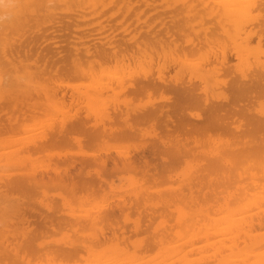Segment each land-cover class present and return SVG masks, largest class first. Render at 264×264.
I'll use <instances>...</instances> for the list:
<instances>
[{"label": "bare ground", "instance_id": "bare-ground-1", "mask_svg": "<svg viewBox=\"0 0 264 264\" xmlns=\"http://www.w3.org/2000/svg\"><path fill=\"white\" fill-rule=\"evenodd\" d=\"M59 5H63L66 11L75 12L57 14ZM144 6L149 9H142ZM160 7L163 12L157 11ZM147 9L157 11L150 17L161 19L157 23L160 27L162 25V30H155L149 22L145 25L140 23ZM85 11L97 20V26L79 32L77 29L83 25L78 22L91 18L84 14ZM166 11L175 21L174 25L170 21L171 25L166 20L163 22ZM117 12L121 19H114L119 21L114 22L115 26L118 23L121 34L127 33L129 37L111 35L118 27L113 29L114 24L107 20L117 16ZM102 17L106 24L100 20ZM156 21L153 26H156ZM143 27L148 30L140 32ZM94 31L110 33L105 36L99 34L102 36L99 38ZM92 34L96 37L91 38ZM182 34L183 42H180ZM148 44L153 45V49L145 51ZM206 46V51L203 49L198 58H186L188 53ZM152 51L168 64L156 65V74L150 72L152 69L149 71L150 66L139 70L141 75H127L130 79L125 78L129 82L124 79L126 75L123 73L129 70L126 69L127 62L148 66L153 60ZM231 58L236 61L233 63ZM106 61H113L122 69L112 71L113 74H104L106 69L102 75L99 70L95 72V66ZM169 64L184 67L187 80L166 79L163 70L170 67ZM152 65L155 66L154 63ZM219 73L230 74L224 89L223 81L222 86L219 85ZM63 75H88L91 80L83 89L67 93L54 86L55 80ZM219 86L221 89L218 90ZM150 90H167L173 98L169 102L152 105L154 97L151 105L146 104L147 107L138 110L125 104L129 98L126 102L121 101L123 104L117 100L120 98H116L120 92L140 94ZM259 97L264 102V0H16L15 18L9 24L0 25V113L3 116L0 118V264H33V258L37 259L33 261L35 264H69L65 261L80 257L81 250L91 255L88 262L84 260L82 264H151L158 254L157 257L139 259L121 243L131 231H142V221L154 212L167 213L169 201L177 199L186 201V204L182 202L186 207L178 208V212L184 215L181 222L185 223L181 224H185L187 231L184 232L188 236L183 233L182 241L186 242L169 245L167 243L171 239L168 237L174 238L168 235L170 229L168 237L165 232H156L147 240L148 243L143 242L144 245L159 247L167 241L169 246L161 249L154 264H264V231L259 230L264 227V153L258 152L264 139V104L257 111L248 107ZM69 101L77 104L75 113L67 114L62 109ZM190 107L201 108L204 114L187 111ZM42 114L45 116L43 122L38 121ZM192 117H197L199 122L193 121ZM109 122L115 124L114 127L107 124ZM141 123L159 130L153 134V141L140 142L136 153L123 150L116 156L101 157L91 151H88L90 155L83 151L79 152L80 160L61 155L55 162L44 160L45 165L40 156L33 157L34 153L48 146H61L69 139L78 146H90L98 145L106 136L126 138L135 134L136 129L140 131ZM207 128L222 129L223 133L231 135V141L224 135L229 142L226 140V145L219 144L221 147L217 143L219 147L215 145L214 149L205 151L202 158L206 156L207 163L201 162V169L188 167L189 171L181 179L185 177L183 183L187 192L183 185L180 188L175 185L176 189H169L170 196L164 197L163 204L153 202L154 197L163 194L156 192L152 196L153 191L150 193L148 187L158 181L156 179H160L171 164L190 153L188 137L197 143L199 134ZM20 130L24 134L27 132L23 140L16 138L15 134L4 136ZM37 157L42 161L39 164ZM250 157H254V164L252 161L249 163ZM89 169L93 170L92 177L88 176ZM122 169L140 174L145 185H137L140 190L132 191L135 194L132 200L121 199L118 204H103V208L97 206L99 209L95 210L60 211L43 204L46 211H40L25 205L20 194L12 195L16 191L29 196L35 187L56 184L69 189L75 199L82 200L103 189L104 181L108 183L106 174ZM180 183L183 184L182 181ZM199 193L204 200L212 196L211 205L205 200L209 207L204 208L202 204L204 207L199 208L197 204L198 208H193L190 207L193 204H187V201L200 202ZM130 210L138 214L131 223V229L118 220L121 215L125 223ZM143 216L146 218L142 219ZM65 224L68 228L73 226V232L78 234L87 227L91 232L81 233L82 238L76 242L65 245L57 242L58 245L53 247L33 241L47 228L53 230L63 225L67 230ZM88 235L90 238L84 242ZM197 243L201 245L197 246ZM134 247L137 250L138 245L134 244ZM42 257L45 263L40 262Z\"/></svg>", "mask_w": 264, "mask_h": 264}, {"label": "rangeland", "instance_id": "rangeland-1", "mask_svg": "<svg viewBox=\"0 0 264 264\" xmlns=\"http://www.w3.org/2000/svg\"><path fill=\"white\" fill-rule=\"evenodd\" d=\"M61 5H59V7L58 8H56V13L57 14H67V13H71V14H73L75 11L73 10H71V11H69V10H67L66 11V9L64 8V7H60ZM64 8V9H63ZM145 8H148V7H142V9H145ZM60 11H59V10ZM149 9V8H148ZM148 9H147V11L146 10H144V13H145V11L147 12L146 14H144L143 13V17H142V19H143V21H140V23L141 22H144V24L143 25H145V22L146 23H150L151 24V27H154V29L155 30H162L161 28H162V25H161V27H160V24H158L157 22H159V20H161L160 18H157L156 19V16H154L155 18L154 19H152L151 17H150V14H151V16H152V13H157V11H162L163 12V8H158L157 9V11H154L153 9V11L151 10H149L148 11ZM64 10V11H63ZM76 11H78V10H76ZM58 12H60V13H58ZM151 12V13H150ZM86 13V15L87 16H89V13H88V11H85L84 12V14ZM118 13V12H117ZM159 13V12H158ZM166 13V15L169 13V12H165ZM155 15V14H154ZM165 14L163 15V18H165L164 19V21L163 22H165V20H166V23H168V24H170L171 25V23L173 24V23H175V21H172V19H171V17L169 16L170 14H168V16H169V18H168V16H166ZM120 14L118 13L117 14V16H112L109 20H107L108 21V23L110 22H112L114 25H113V29H114V27H120L119 26V24L118 23H116V26H115V23L114 22H116L117 20H119V19H121L120 18ZM150 17L151 19H149L148 20V18L147 17ZM165 16V17H164ZM89 17H91V16H89ZM95 17V16H94ZM104 17H102V19H100V20H102L104 23H105V18L103 19ZM117 19V20H115L114 21V19ZM119 18V19H118ZM147 18V19H146ZM175 19H176V21L178 20V18L175 16L174 17ZM147 21H146V20ZM145 20V21H144ZM154 20H157L156 21V26L154 25L153 26V24L155 23L154 22ZM91 21H94L95 23H92V24H88V25H86V23L85 22H91ZM97 20H95V18H93V16L91 17V18H89V19H85L84 21H79L78 23H79V25L80 26H82L83 25V28L82 27H79L78 29H77V31L79 30V32L81 31V29H92V28H94V27H96L97 26V22H96ZM169 21L171 22V23H169ZM179 21V20H178ZM177 21V22H178ZM117 22H119V21H117ZM154 22V23H153ZM106 24V23H105ZM118 24V25H117ZM162 24H165V23H162ZM177 24H179V23H177ZM110 25V24H109ZM134 26H135V24H133ZM133 25H131V27H134ZM167 24H165V26H166ZM174 25V24H173ZM168 26V25H167ZM130 27V28H131ZM146 27V26H145ZM145 27H143L144 29H140L139 31L140 32H142V30L145 32L146 30H148V28H145ZM157 27H159V28H157ZM116 28L115 30H116V32H115V30L112 32V34L111 35H115V36H117L118 38L119 37H129V35L127 36V33H126V35H123V34H121L122 33V29L121 28ZM164 28V27H163ZM169 28H170V26H169ZM120 29H121V31H120ZM131 29H133V28H131ZM111 31V30H110ZM110 31H108V32H106V34H108V33H110ZM75 33H77V34H79V32H76V31H74ZM95 32V35L98 33L97 31H94ZM184 32H186V31H184ZM91 33H93L92 31H91ZM103 32H99L97 35L98 36H100L99 38H101L102 36L101 35H99V34H102ZM94 34V33H93ZM93 34L91 35V38H92V36H93ZM105 33H103L102 35H106ZM125 34V33H124ZM97 36V37H98ZM103 36V37H104ZM115 36L113 37V38H115ZM190 36H191V38H192V35L190 34ZM94 37H96V36H93V38ZM185 38H186V36H184ZM98 38V39H99ZM179 41L180 42H183V34L182 35H180V37H179ZM184 45H186V43H183ZM150 47V48H149ZM153 47V45H151V44H148L147 45V47L145 46L144 48H145V51H148L149 49H153L152 48ZM202 49V50H201ZM203 49H205V51H206V49H207V46L206 47H201L199 50H197L196 52L194 51V52H190V53H188L187 55H186V58L187 59H196V58H198L199 57V54H200V52L201 51H203ZM210 50V49H209ZM209 50H207V54L209 55L210 54V52H208ZM152 53L154 54V55H152L153 57V60L151 59V61L154 63V65L155 66H153L152 64V62L150 61L149 63V65L147 66L146 64V66L143 64L142 66H140L139 65V63H136V62H132V61H130V62H127V66H126V69H129V70H131V71H127L126 69H125V71H127L126 73H123L124 75H126V76H124V79H126L125 77H127L128 79H130L128 76H131V77H133V76H135V75H137L138 76V74L139 75H141L142 74V68H146V69H149L150 68V66H152L150 69H149V71L151 72V73H153V74H156V72H157V70H156V67L157 66H161V65H164V64H168V63H165V61L167 62V60H163L162 61V58H160V59H158V57L157 56H155V53L152 51ZM157 59V60H156ZM235 59H233V58H231L230 59V61H232L233 63L236 61H234ZM157 62V63H156ZM232 62H230V63H232ZM134 63H136V65H134ZM160 63H161V65H160ZM162 63H164V64H162ZM232 63V64H233ZM130 67H129V66ZM157 65V66H156ZM170 65V64H169ZM102 68H101V67ZM107 66V67H106ZM96 67V71L95 72H99V74H103V72H104V74H108L109 72H111L110 74H113L112 73V71H115L116 69H119L118 67H119V65L118 64H115V62L113 63V61H106V62H104L103 64H101V65H99V66H95ZM95 67H94V69H95ZM128 67V68H127ZM179 66H176V65H170V67L168 66L167 68H166V70L164 69L163 70V75H164V77L166 78V79H170V80H175V79H177V80H187V78H188V76L186 75V72H185V70L182 68V67H179ZM113 68V69H112ZM124 68V67H123ZM176 68V69H175ZM106 69V70H105ZM122 68H120L118 71H120ZM136 69V70H135ZM183 69V70H182ZM99 70V71H98ZM103 70H105V71H103ZM137 70L139 71V70H141V71H139V72H137ZM178 70V71H177ZM181 72H180V71ZM103 71V72H102ZM118 71H117V73H118ZM135 71H136V74H135ZM173 71V72H172ZM177 71V72H176ZM130 73H131V75H130ZM133 73H134V75H133ZM181 73H182V75H181ZM184 73V74H183ZM128 75V76H127ZM219 75V77H217V78H221V84L219 83V85H221L222 86V81H223V86H222V89H224V87H225V85H226V83H227V81H228V79H229V76H230V74H225V73H222V74H218ZM183 76V77H182ZM222 76V77H221ZM78 77V78H77ZM88 75H84V76H70V75H63V76H61V77H58L57 79L58 80H55V85L54 86H58L59 87V89L60 90H64V91H66L67 93H70L71 91H76V90H80V89H83L86 85H88L89 83H90V80H91V76H89L88 78ZM171 77V78H170ZM181 77V78H180ZM227 77V78H226ZM60 78V79H59ZM179 78V79H178ZM62 79V80H61ZM128 79H126L128 82H129V80ZM226 79V80H225ZM126 80H125V82H126ZM172 80V81H173ZM185 80V81H186ZM220 80V79H219ZM70 82V83H69ZM85 82V83H84ZM87 82V83H86ZM60 83V85H58ZM51 84H53V82L51 83ZM83 85V86H82ZM62 87V88H61ZM79 88V89H78ZM119 87H116V89H118ZM218 90L219 89H221V87L219 86L218 88H217ZM166 91V92H165ZM150 90V91H148L147 93H146V91L145 92H141L140 94L139 93H128V92H124V93H122V92H120V93H117L116 94V98H120V99H117L118 101L120 100V104L122 103L123 104V102H121V101H128V102H124L129 108H135V110H138V109H142L143 108V106H145V107H147L148 105H151L153 102V104L152 105H156L157 103L159 104V103H164V102H169V100L171 101V99L173 98V96H172V94L170 93V92H168L167 90ZM164 92V93H163ZM155 93H157V94H155ZM120 94V95H119ZM139 94V95H138ZM129 95H131V96H129ZM161 95H162V97H161ZM165 95V96H164ZM118 96V97H117ZM120 96V97H119ZM126 96V97H125ZM168 96V97H167ZM122 97V98H121ZM125 97V98H124ZM154 97H155V99H154ZM161 97V98H160ZM129 98V99H128ZM168 98V99H167ZM171 98V99H170ZM128 99V100H127ZM154 99V101L152 102V100ZM167 99V100H166ZM132 100V101H131ZM166 100V101H165ZM135 101V102H134ZM150 101H151V103H150ZM131 102V103H130ZM136 103V104H135ZM262 103L264 104V102H262V98H257V99H255V100H253V101H251V103L249 104V108L251 107L254 111H257L258 109H260V106H262ZM141 104V105H140ZM146 104H148V105H146ZM260 104V105H259ZM138 105V106H137ZM74 107V108H73ZM75 108H77L78 109V106H77V104H75V103H73V102H66L65 103V105H63V107H62V109H65L66 110V113L67 114H72V113H75L76 112V110L77 109H75ZM138 108V109H137ZM195 108V109H194ZM190 107V108H188V109H186L187 111H189V112H194V113H198V115L200 114L201 116L204 114V112H203V110L201 109V108H197V107ZM75 110V112H73ZM197 110V111H196ZM234 116H236V114H234ZM1 117H3L2 116V113H0V118ZM45 119V116L42 114L41 116H39V119H38V121L40 120H42L41 122H43V121H45L44 120ZM191 119H193V121H195V122H199L198 121V118L197 117H192ZM36 124V123H35ZM107 124H109L110 126H113V125H115V124H112V123H107ZM108 125V126H109ZM114 127V126H113ZM139 127L141 128V130L140 131H138L137 129H136V131H135V134H133V135H131V136H126V138L125 137H112V136H106L102 141H99L97 144L98 145H90V146H85V145H80V146H78L77 144H75L74 143V141H72L71 139H69V142H66L65 144H62L61 146L60 145H55V146H57V148H55V146H48L45 150H42L41 152H37L36 154L34 153L33 154V157L35 158V156L37 155V156H40V158H41V160H43V163H44V160L47 162V161H53V162H55L57 159L56 158H59V157H61V155H62V157H65V156H67V157H69V158H71V159H76V160H80L81 158H80V154H79V152H87V154L90 152V153H92V154H94L95 153V155H101V157H105V155H107V156H116L115 154H117V153H119V152H121V151H123L124 150V152L125 153H127V152H129V153H136L137 152V150H138V146H140L141 145V143L140 142H143V143H145V142H150V141H153V139H155L154 138V133H155V131H158L159 129L158 128H156V127H150V125L149 124H147V123H141V124H139ZM212 130V131H211ZM210 132V134H209V132ZM221 131V132H220ZM224 131V130H223ZM22 132V133H21ZM144 132V133H143ZM217 132V133H216ZM3 133H5V132H3ZM9 133H11V132H8V133H6L4 136L5 137H9V136H11V135H16V138H18L19 137V140H23V139H25V135L27 134V132L24 134V132L22 131V130H20V131H18V133L16 132V133H13V134H9ZM20 133V134H19ZM140 133H142V134H140ZM207 133V134H206ZM23 134V135H22ZM71 134H74V135H77L76 133H71ZM200 134H202V133H200ZM199 134V136L198 137H200L199 139H196V140H198L197 141V143H194L193 141H190V139H189V137H188V139H187V141H188V145L191 147L190 148V153L188 154L190 157H188V155H186L185 157H182L181 159H183V160H181V159H179L177 162H174L173 163V165L171 164L170 165V170L169 169H167V170H165L164 172H163V176H162V174H161V176H160V179H156V180H158V181H156L152 186H150V187H148V188H150V189H148L149 190V192L151 193V191H153L152 192V196H153V193H156V192H160V193H162L163 194V196H159V197H154L153 198V202H155V203H158V204H163L162 202H163V199H164V197L170 192V190L169 189H172L171 191H173V190H175L176 188H180L181 187V185H183V188H184V190L186 191L187 189H185V182L183 183V180H185V177L183 178V180H181L182 179V177H183V175L184 176H186L185 174H186V172L187 171H189V169L191 168V167H196L198 170H199V168L201 169V165H202V163L201 162H205V163H207L206 162V156L205 157H203V158H205V159H203L202 158V154H205V151H209V150H211L212 148L214 149V147H215V145L217 146V143H218V145L219 144H221V145H223L225 142L227 143V141L228 140H230V138H231V135H229V134H226L225 132L223 133L222 132V129H215V128H207V131H204L203 132V134L202 135H200ZM216 134V135H215ZM14 135V136H15ZM19 135V136H18ZM22 137H21V136ZM135 135V136H134ZM198 135V134H197ZM207 135V136H206ZM224 135H226V137L227 138H229L228 140H227V138L226 137H224ZM13 136V137H14ZM21 137V138H20ZM204 137V138H203ZM142 138V139H141ZM138 139V140H137ZM141 139V140H140ZM193 139V138H192ZM203 141H202V140ZM104 140H105V142H104ZM134 140V141H133ZM140 140V141H139ZM146 140V141H145ZM222 140V141H221ZM227 140V141H226ZM133 141V142H132ZM201 141V142H200ZM225 141V142H224ZM231 141V140H230ZM234 141V140H233ZM102 142V143H101ZM112 142V143H111ZM170 142H171V140H170ZM222 142V143H221ZM229 142V141H228ZM104 143V144H103ZM139 143V144H138ZM142 143V144H143ZM191 143V144H190ZM202 143V144H201ZM226 143H225V145H226ZM67 144H69V145H67ZM201 144V145H200ZM204 144V145H203ZM232 144H235V142L234 143H232ZM77 145V146H76ZM212 145V146H211ZM221 145H219L220 147H221ZM224 145V146H225ZM106 146V147H105ZM204 146V147H203ZM206 146H208V147H206ZM219 146H217V147H219ZM236 146V145H235ZM261 147H260V149H259V153L260 154H262V153H264L263 151H264V139H263V142H262V144L260 145ZM136 147H138L137 148V150H135L136 149ZM217 147H216V149H217ZM223 147V146H222ZM100 148V149H99ZM120 148V149H119ZM193 148V149H192ZM224 148V147H223ZM59 150L58 152H57V150ZM65 149V150H64ZM75 149H76V152H75ZM83 149V150H82ZM122 149V150H121ZM54 150H55V153H54ZM66 152V150L67 151H69L68 153L66 152V154L64 153V151ZM74 150V151H73ZM73 151V152H72ZM89 151V152H88ZM261 151H262V153H261ZM57 152V153H56ZM60 152H61V154H60ZM62 152H63V154H62ZM77 152H78V154H77ZM38 153H39V155H38ZM90 153L88 154V155H90ZM106 153V154H105ZM42 154V155H41ZM200 154V155H199ZM57 157H56V156ZM65 155V156H64ZM76 155V156H75ZM194 155V158L192 157ZM54 156V157H53ZM198 156V157H197ZM43 157V158H42ZM187 157V158H186ZM39 157H37V164H39L40 163V161L41 160H39L38 159ZM191 158H192V160H191ZM198 158V159H197ZM254 157H250V162L249 163H251V161H252V159H253ZM203 161H202V160ZM42 162V161H41ZM45 162V163H46ZM179 162V163H178ZM254 162V160L252 161V164H254L253 163ZM34 164H35V162H33ZM45 163H44V165H45ZM177 163V164H176ZM200 163V164H199ZM47 164V163H46ZM251 165V164H250ZM199 168H198V167ZM203 166H204V164H203ZM188 167H190V168H188ZM187 168V169H186ZM125 170V169H124ZM6 171H12V169H7ZM167 171V172H166ZM92 172H93V170L92 169H89V172H88V174H90V175H88L89 177L92 175ZM234 172V171H233ZM235 173V172H234ZM134 174V175H133ZM170 174V175H169ZM181 174H182V176H181ZM165 175H167V176H165ZM92 177V176H91ZM169 177V178H168ZM164 178V179H163ZM168 178V179H167ZM141 178H140V174H138V173H136L135 171H133V170H127V171H123V169L122 170H118V171H116V172H114L113 174H106L105 175V180H107L108 181V183L107 182H105L104 181V183L102 184L103 186V191L101 190H99L97 193H95V194H93V195H90V196H88L86 199H82V200H78V199H75L76 197L74 196V195H71L72 193L69 191V189H67L66 190V187H62V186H59V185H56V184H54V186H53V184H52V186H50L51 184H47V186L48 187H46V185L45 186H42L41 188L40 187H35V189H33V191L31 192V194L29 195V196H27L25 193L24 194H21V193H17L16 191H14L13 193H12V195L13 196H16L15 194H20L21 196H22V199L25 201V205L27 204V205H29V206H32L33 208H36L37 210H40V211H46L45 209H46V207H44L43 206V204H45V205H49V206H51V209H53V210H65V211H68V210H73L74 209V212H79L82 208H88V209H90V210H95V208L96 209H99V207H101V208H103L104 206H110V205H113V204H118L119 202H120V200L122 199V201L124 200V201H129V200H132L133 199V197L135 196V194L134 193H136V190L138 191V190H140L139 188L140 187H138L139 186V184H141V185H145V183H142V180H140ZM134 180H135V182H134ZM140 180V181H139ZM168 180V181H167ZM180 181H182V183L183 184H181L180 183ZM137 182H138V184H137ZM177 182V183H176ZM136 185H135V184ZM180 183V185H178ZM134 184V185H133ZM166 184V185H165ZM130 185V186H129ZM138 185V186H137ZM176 185V186H175ZM177 185H178V187H177ZM123 186V187H122ZM134 186V187H133ZM176 188H175V187ZM180 186V187H179ZM62 187V188H61ZM168 187V188H167ZM175 188V189H173V188ZM38 188H40V189H37ZM65 188V190H63ZM130 188V189H129ZM157 188V189H156ZM167 190H166V189ZM47 189V190H46ZM54 189V190H53ZM107 189V190H106ZM153 189V190H152ZM46 190V191H45ZM49 190V191H48ZM105 190V191H104ZM127 190V191H126ZM135 192H134V191ZM151 190V191H150ZM43 191H44V194H43ZM67 191V192H66ZM131 191V192H130ZM132 191L134 192V193H132ZM166 191H168V192H166ZM42 192V193H41ZM69 192V193H68ZM102 192V193H101ZM139 192V191H138ZM187 192V191H186ZM33 193V194H32ZM98 193H100L99 195H98ZM105 193V194H104ZM145 193V192H144ZM165 194V195H164ZM32 195V196H31ZM39 195V196H38ZM67 195V196H66ZM134 195V196H133ZM169 196H170V194H168ZM167 195V196H168ZM198 195H201V193H199ZM96 196V197H95ZM169 196L167 197V198H169ZM33 197H34V200H33ZM92 197V198H91ZM94 197V198H93ZM103 197V198H102ZM208 198H206L207 200H208V202H209V204L211 205V202H212V196L211 195H209V196H207ZM211 197V198H210ZM40 198H41V201H39L40 200ZM44 198V199H43ZM91 198V199H90ZM98 198V199H97ZM201 198H202V195H201ZM210 198V199H209ZM28 199V200H27ZM32 199V200H31ZM88 199H89V201H88ZM205 199V200H206ZM223 198L221 197V201H223L222 200ZM75 200V201H74ZM98 200V201H97ZM178 200V199H177ZM170 200V201H172V203L169 201V203H168V208L166 209V211H167V213H165L164 212V214H166L167 215V217H165L164 218V214L161 212H154L151 216H149L148 218H146L145 216H143V218L142 219H145V220H143L142 221V223H143V225H142V231H139V232H137V233H134V232H130L129 233V235H128V238H126L125 240H124V242L123 243H121L123 246H125V249L129 252V253H131V254H133L134 253V257H139V259H148V258H151L152 256H154V257H157V254H158V257H160L159 256V254H160V252L162 251L161 249H163V247H167V246H169L171 243L173 244H175V242L177 243L176 245H178L179 243L181 244H183V243H185L186 242V240H184V241H182V237H185V235L184 234H186L185 232H184V230L185 231H187L186 230V227L184 226L185 224H181V223H183L184 221H182L181 222V220H184L183 218H184V215L183 214H181L180 212H178V208H180V207H186V205H183L182 204V202L184 203V204H186V201H180V200ZM200 200V199H199ZM204 200V198H202L201 200H200V202L198 201V203H196V204H194L195 202H189V201H187V204H189V203H191V204H189V206L190 205H192V206H190V207H193V208H195L196 206H197V204L198 205H200L199 206V208H203L204 206V208H207V207H209V205H208V202H207V204L205 203V200ZM210 200V201H209ZM79 201H82L81 202V204H79L78 202ZM203 201V202H202ZM36 202V203H35ZM49 202V203H48ZM97 202H99V203H97ZM176 202V203H175ZM38 203V204H37ZM75 203V204H74ZM92 203V204H91ZM97 203V204H96ZM42 204V205H41ZM54 204V205H53ZM59 204V205H58ZM103 204H104V206H103ZM106 204V205H105ZM169 204H171V205H169ZM179 204V205H178ZM182 204V205H181ZM204 205V206H201V205ZM92 205V206H91ZM103 207H102V206ZM167 205V204H166ZM195 205V206H194ZM41 206H42V208H41ZM56 206H58V207H56ZM86 206H88V207H86ZM97 206H99V207H97ZM170 206V207H169ZM180 206V207H179ZM60 207V208H59ZM68 207V208H67ZM196 208H198V207H196ZM77 210V211H76ZM149 211V210H148ZM168 212H169V214H168ZM170 212H173L172 214H170ZM60 213H62V212H60ZM149 213H151L150 211H149ZM158 213H160V216L162 215V217H158ZM63 214V213H62ZM174 214V215H173ZM143 215V214H142ZM170 215H172V216H174V218L173 217H171ZM137 217H138V214L136 213V211H134V210H130V211H128V214H127V218H129V219H127V220H125L126 222L124 223L122 220H121V215L119 216V218H118V220H119V222H120V224L122 225V224H125V227L126 228H129V229H131V227H132V222L133 221H135L136 219H137ZM163 218V219H162ZM135 219V220H134ZM160 219H161V221H160ZM159 221V222H158ZM185 223V222H184ZM179 225H180V227H181V230H180V227H179ZM65 226H66V224H65ZM173 226V227H172ZM67 228V230H65V228L63 227V225H61V227L59 226L58 228L57 227H55V229L53 228V230L51 229V228H47L46 229V231H44V232H42L38 237H35V240H33L34 242H38L39 244L40 243H42V242H44L45 244H43V246H47V247H49V245H50V247H53V246H57L58 245V243H59V245H65V244H67L68 242H76V241H78L80 238H82L81 236V233H84V235H85V232L87 233V231H89V232H91L90 231V228H84V230H82V232H81V230L80 231H78V229H76L78 232H81V233H75L76 231H74L73 232V229L72 228H74L73 226H70L69 228H68V226H66ZM72 227V228H71ZM124 227V226H123ZM123 227H122V229H123ZM125 227H124V229H125ZM163 227V228H162ZM169 227V228H168ZM184 227V228H183ZM60 228V229H59ZM165 228H166V230H165ZM75 229V228H74ZM169 229H170V231H169ZM172 229V230H171ZM182 229H183V231H182ZM47 230H48V232H47ZM55 230V231H54ZM62 230V231H61ZM63 230H64V232H63ZM69 230V231H68ZM72 230V231H71ZM125 230H128V229H125ZM162 230H164V231H162ZM259 230L260 231H264V227H262V228H259ZM161 231V233H166V235H167V233H168V231H169V233L170 234H168L169 236L171 235L172 237H174V238H171V237H168V235H167V237L169 238H167L168 240H170V242L169 243H167V241H165L167 244H169V245H167L166 243H164V245L161 247V246H156V245H154L153 244V246H151V244L148 246V244H146V245H144V243L143 242H146L149 238H152V236L157 232V233H159ZM259 231V232H260ZM63 232V233H62ZM261 232V233H262ZM59 233V234H58ZM75 235H74V234ZM156 233V234H157ZM172 233V234H171ZM184 233V234H183ZM78 234V235H77ZM110 233H108L107 235H109ZM155 234V235H156ZM43 235V236H42ZM179 235V236H178ZM187 235V234H186ZM75 236V237H74ZM188 236V235H187ZM74 237V238H73ZM90 237H89V235H88V238H85L84 239V242L86 241H88V239H89ZM179 238H181V239H179ZM42 239V240H41ZM67 239V240H66ZM166 239V240H167ZM174 239V240H173ZM188 239V238H187ZM40 240H41V242H40ZM178 240H180V241H178ZM182 241V242H181ZM58 242V243H57ZM51 243V244H50ZM142 243V244H141ZM147 243H148V241H147ZM53 244V245H52ZM134 244H137L138 245V247L140 248V245L142 246L140 249L138 248V247H136V249L137 250H135V247H134ZM173 244V245H174ZM200 246L201 245V243H197V246ZM143 246H145V247H143ZM147 246V247H146ZM160 248V250H158ZM139 249V250H138ZM158 250V251H157ZM81 258L80 257H76L74 260H66L65 262H68L69 264H72V263H76V264H82V262L85 260L86 262H88L87 260L90 258L89 256H91V255H89L88 256V253H86L84 250H81ZM157 252H159V253H157ZM84 254V255H83ZM137 254V255H136ZM82 255H83V257H82ZM143 256V258L141 257V256ZM85 257H88V258H85ZM153 257V258H154ZM158 257H157V259H154L153 261H154V263L155 262H157V260H158ZM36 258H33L32 259V263L33 264H35L34 262L35 261H37V259L35 260ZM83 259V260H82ZM35 260V261H34ZM41 261L40 262H43V263H45V261H44V259H43V257L40 259ZM77 260H78V262H77ZM150 260V259H149ZM159 260H160V258H159ZM34 261V262H33ZM57 261V260H56ZM134 261V260H133ZM153 261L151 262V264L153 263ZM57 263V262H56ZM153 263V264H154Z\"/></svg>", "mask_w": 264, "mask_h": 264}, {"label": "clouds", "instance_id": "clouds-1", "mask_svg": "<svg viewBox=\"0 0 264 264\" xmlns=\"http://www.w3.org/2000/svg\"><path fill=\"white\" fill-rule=\"evenodd\" d=\"M16 16V0H0V25H6Z\"/></svg>", "mask_w": 264, "mask_h": 264}]
</instances>
